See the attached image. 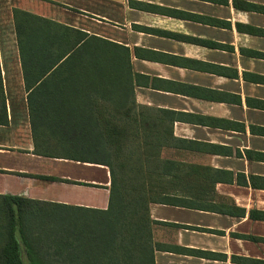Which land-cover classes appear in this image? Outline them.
<instances>
[{
    "label": "crops",
    "instance_id": "1",
    "mask_svg": "<svg viewBox=\"0 0 264 264\" xmlns=\"http://www.w3.org/2000/svg\"><path fill=\"white\" fill-rule=\"evenodd\" d=\"M14 9L127 50L176 186L148 208L152 264H264V0H0V196L105 210L106 167L37 153Z\"/></svg>",
    "mask_w": 264,
    "mask_h": 264
},
{
    "label": "trees",
    "instance_id": "2",
    "mask_svg": "<svg viewBox=\"0 0 264 264\" xmlns=\"http://www.w3.org/2000/svg\"><path fill=\"white\" fill-rule=\"evenodd\" d=\"M12 13L32 132L45 144L37 153L106 167L109 192L105 210L0 196V264H152L148 208L177 204L176 186L136 112L127 50ZM0 105L5 114L1 84ZM67 211L72 216L61 215Z\"/></svg>",
    "mask_w": 264,
    "mask_h": 264
},
{
    "label": "rangeland",
    "instance_id": "3",
    "mask_svg": "<svg viewBox=\"0 0 264 264\" xmlns=\"http://www.w3.org/2000/svg\"><path fill=\"white\" fill-rule=\"evenodd\" d=\"M49 211H51V210H49ZM58 212H59V210H57ZM58 212H55L54 214H52V215H54L52 218H53V221L55 222V219L57 220L58 219V217H60V216H58L59 215V213ZM65 213V214H64ZM67 213V214H66ZM45 215V214H44ZM61 215H64V217H69V216H72V214H71V212L70 211H67V212H62L61 213ZM92 217L93 216H88L87 217V223H89V221H91V219H92ZM4 223V222H3ZM46 224V223H45ZM53 224V222H51V221H48V223L45 225V227H50L51 225ZM40 228H42L41 226H40ZM42 229H44V233H46L47 232V230H49V229H46V228H42ZM43 249V251L45 250V248L44 247H42ZM49 256L48 255H46L47 256V259H50L51 261H54V263H55V259H56V256L55 255H53V253L51 252V249H50V252H49ZM55 264H57V263H55Z\"/></svg>",
    "mask_w": 264,
    "mask_h": 264
}]
</instances>
